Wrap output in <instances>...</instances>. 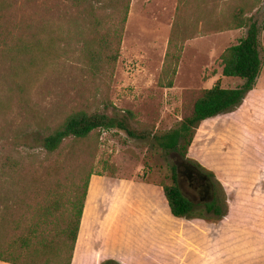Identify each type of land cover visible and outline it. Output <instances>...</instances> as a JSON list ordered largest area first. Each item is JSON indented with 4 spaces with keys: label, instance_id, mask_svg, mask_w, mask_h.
Listing matches in <instances>:
<instances>
[{
    "label": "rangeland",
    "instance_id": "1",
    "mask_svg": "<svg viewBox=\"0 0 264 264\" xmlns=\"http://www.w3.org/2000/svg\"><path fill=\"white\" fill-rule=\"evenodd\" d=\"M112 1L0 0V252L6 257H21L14 240L26 224L39 219L46 231L59 233L69 218L62 210L46 216L42 207L51 197L43 193V203L33 195L48 188L30 174L32 158L43 155L38 138L47 125L73 108L129 110L136 129L163 134L191 115L204 89L218 81L243 84L223 76L221 54L247 31L229 30L230 21L245 2L258 5L254 13L264 19V0H178L177 8L176 0H132L108 80L88 70L86 61L89 50L100 52L98 36L113 26L95 25L89 11L106 6L109 14ZM171 37L184 48L174 85L167 87L163 69ZM261 42L264 62V31ZM75 150L78 164L91 160L95 172L158 184L170 183L169 164L179 162L149 138L120 130L103 131ZM183 160L215 173L210 180L227 213L216 221L173 216L164 226L166 264H264V63L255 89L233 111L204 121ZM73 180L64 189H74ZM190 191L186 183L184 194L193 200Z\"/></svg>",
    "mask_w": 264,
    "mask_h": 264
},
{
    "label": "trees",
    "instance_id": "2",
    "mask_svg": "<svg viewBox=\"0 0 264 264\" xmlns=\"http://www.w3.org/2000/svg\"><path fill=\"white\" fill-rule=\"evenodd\" d=\"M131 1L113 0L110 5L114 7V11L109 14L102 10L106 6L97 10L92 7L89 11L90 21L95 25H113L105 28L104 32L98 36L97 44L100 52L89 50L86 61L88 70L94 73L100 72L108 80L113 78L120 56L124 26ZM247 6L248 2L241 6L239 12L232 17L228 28L229 30L243 28L247 30L246 34L240 37L237 43L227 47L220 57L223 76L240 78L244 81L243 84L235 88L224 87L218 81L213 87L204 89L195 101L191 115L184 118L175 128L163 134L141 132L133 126L134 114L129 110L124 113L109 114L79 107L66 112L55 124H49L43 129L38 138L43 155L35 154L32 158L31 166L34 170L30 174L36 182L47 184L48 188L44 187L42 190L36 188L33 190V195L35 199L39 198L40 202L44 200L43 203L47 202L43 198V193L51 197L49 206L42 207L46 216L62 210L60 211L62 215H67L69 218L65 220V225L60 228L59 233L56 232L55 227L46 231L41 226L45 222H39V219L26 224L24 226L26 233L14 240L19 243V248L22 250L21 257L13 255L6 257L3 254L5 251L1 250V261L12 264L72 263L90 178L93 174L105 175L92 170L91 160L84 165H79L75 148L87 140H99L103 131L120 130L131 137L149 138L153 148L163 150L168 156L176 155L179 162H170L169 174L166 175L170 183L158 184L148 181L163 188L174 217L216 221L226 215V200L219 197L217 187L211 183V180L212 197L207 201L195 202L184 194L179 184L178 165L188 157L189 149L200 125L210 118L239 107L248 93L257 86L264 63L261 42L264 19L260 20L258 12L254 13L253 8H258V5ZM100 13L105 16L100 17ZM247 13L252 14L247 15ZM183 48L184 45L176 37L170 38L163 69L164 75L170 76L166 83L167 87L174 85ZM41 171H45L44 176L40 174ZM207 171L210 176L205 174L209 179L215 177L212 170ZM72 179H74V189H64V184ZM66 197L67 200L64 201ZM17 227L18 224H15L14 230ZM103 264L118 263L109 261Z\"/></svg>",
    "mask_w": 264,
    "mask_h": 264
},
{
    "label": "crops",
    "instance_id": "3",
    "mask_svg": "<svg viewBox=\"0 0 264 264\" xmlns=\"http://www.w3.org/2000/svg\"><path fill=\"white\" fill-rule=\"evenodd\" d=\"M172 219L161 186L93 174L71 264H166L164 226Z\"/></svg>",
    "mask_w": 264,
    "mask_h": 264
},
{
    "label": "flooded vegetation",
    "instance_id": "4",
    "mask_svg": "<svg viewBox=\"0 0 264 264\" xmlns=\"http://www.w3.org/2000/svg\"><path fill=\"white\" fill-rule=\"evenodd\" d=\"M192 166L194 167L192 172L187 173V183L189 184L190 192L194 196L193 200L196 201V198L200 196L202 198L201 201L205 202L211 197L210 179L199 168Z\"/></svg>",
    "mask_w": 264,
    "mask_h": 264
},
{
    "label": "water",
    "instance_id": "5",
    "mask_svg": "<svg viewBox=\"0 0 264 264\" xmlns=\"http://www.w3.org/2000/svg\"><path fill=\"white\" fill-rule=\"evenodd\" d=\"M193 168L194 167L188 163H181L178 165V172L180 177L179 184L183 192H184L185 184L187 183V173L192 172ZM211 197H212V185H211Z\"/></svg>",
    "mask_w": 264,
    "mask_h": 264
}]
</instances>
